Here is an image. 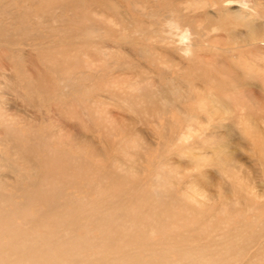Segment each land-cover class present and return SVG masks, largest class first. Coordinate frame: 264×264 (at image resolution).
Listing matches in <instances>:
<instances>
[{
  "label": "bare ground",
  "instance_id": "1",
  "mask_svg": "<svg viewBox=\"0 0 264 264\" xmlns=\"http://www.w3.org/2000/svg\"><path fill=\"white\" fill-rule=\"evenodd\" d=\"M209 1L0 0V264H264V25Z\"/></svg>",
  "mask_w": 264,
  "mask_h": 264
},
{
  "label": "rangeland",
  "instance_id": "2",
  "mask_svg": "<svg viewBox=\"0 0 264 264\" xmlns=\"http://www.w3.org/2000/svg\"><path fill=\"white\" fill-rule=\"evenodd\" d=\"M261 1L263 2V5H264V0H261ZM181 5L185 6L184 1H182ZM208 5H210V7L208 6V9L210 8V10L215 11V12H221V10L223 8V3L221 5L216 0H210ZM226 5L228 7H231V9L241 8V6H242L241 9H244L246 7V9L251 12L252 16L254 15V17L259 19V22L264 25V9H261L260 11L257 10V4L255 3V0H228V1H226ZM130 6H134V5H130ZM218 6H219V8H218ZM182 10H183V8H182ZM165 15H166V13H164V12L161 13V16L163 18H160L161 17L160 15H154V18H151V20L152 19L153 20L156 19L154 21L158 22L160 28L162 27L164 30L169 31L172 34H173V31H174V33L178 32L176 35L173 36L174 40H173V42L171 44H173V46H175L173 48L178 50L180 57H182V59H185L186 58L185 55L188 57L189 50L191 49L192 44H193V41H192V38H193L192 25L189 24V25L181 26L176 20L174 21L175 24L174 23L170 24V22L168 21L169 17H166ZM109 22H110V20H107L106 24H110L111 23V22L110 23ZM233 25H234V28H239L241 30H243L245 28L243 26L241 27L240 25H239L240 27L239 26L236 27L235 24H233ZM205 31L208 32L209 29H205ZM198 32H200V31H198ZM55 38L57 39V37H54L52 39L54 40ZM223 38L226 39L227 37L225 36ZM259 42H257V45L260 48L264 49V36L260 38ZM216 44L217 43H211V48L214 49V50L217 49L218 47L216 46ZM226 51H227L228 55L234 54L233 53L234 51L231 48L226 49ZM124 56H125V54H124ZM151 59L152 60L145 59V58L144 59H141V58L140 59H135V58H133V61H135V64H141L143 67L145 66L147 69L148 68L149 69H153L154 71H158L160 73L163 72V71H161L162 68H161V64L159 62V58L157 56H152ZM142 60H143V62H142ZM138 61H140V62H138ZM246 61H247V64H248L249 67H251L253 65V67L257 68V69L254 68V72H256L258 75H263V77H264V54H262V52H260L258 55H255V58L254 59H250V61H249V58H246ZM249 64H251V65H249ZM170 73L169 72H165V75H180V73L178 71H170ZM18 75H21V74H18ZM181 75H182V73H181ZM187 75H188V77L190 79H192L193 77L191 78V76L192 75L194 76V73H193V71L190 72V73L188 72ZM251 104L253 106L254 105V101H252ZM255 105H256V103H255ZM140 127L143 129L144 132H146L145 134H147L148 136L149 135L152 136V135H157L158 134V129H156L153 126V124H148L146 126V128H145V126H140ZM263 200H264V198H263ZM255 201H259L260 202V201H262V199H260L258 197H255Z\"/></svg>",
  "mask_w": 264,
  "mask_h": 264
}]
</instances>
